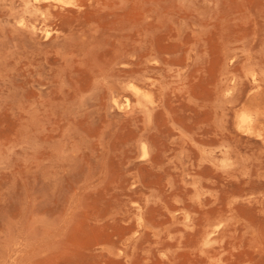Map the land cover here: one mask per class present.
I'll use <instances>...</instances> for the list:
<instances>
[{"label": "rangeland", "instance_id": "374dc122", "mask_svg": "<svg viewBox=\"0 0 264 264\" xmlns=\"http://www.w3.org/2000/svg\"><path fill=\"white\" fill-rule=\"evenodd\" d=\"M40 1L0 0V264H264V138L228 110L264 0Z\"/></svg>", "mask_w": 264, "mask_h": 264}, {"label": "bare ground", "instance_id": "6f19581e", "mask_svg": "<svg viewBox=\"0 0 264 264\" xmlns=\"http://www.w3.org/2000/svg\"><path fill=\"white\" fill-rule=\"evenodd\" d=\"M37 1V3H40L42 1L40 0H34V2ZM28 2V1H27ZM53 2L57 3V4H68L70 1H65V0H54ZM73 3V2H72ZM76 4V3H75ZM54 6V5H53ZM33 8H36V6H34ZM40 8V7H38ZM47 8V7H46ZM45 8V9H46ZM55 8V7H54ZM59 8V6H58ZM63 8V7H62ZM62 8H59L62 10ZM76 8V7H75ZM82 8V7H81ZM34 10V9H33ZM36 10V9H35ZM34 10V11H35ZM42 10V9H41ZM55 10V9H54ZM48 11V10H46ZM39 13V10L37 11ZM42 12V11H41ZM43 13V12H42ZM45 13V12H44ZM42 15V14H41ZM49 15V14H48ZM43 16V15H42ZM50 18H51V15H50ZM48 18V19H50ZM22 21V19H20ZM35 22V21H33ZM20 23V21H19ZM23 23V21H22ZM21 23V24H22ZM26 23V22H24ZM30 23V22H29ZM28 23V25H29ZM35 24V23H33ZM29 25L27 27L30 28V26L32 27H35V25ZM19 25V24H18ZM25 25V24H24ZM22 27H23V24H22ZM39 27V30L35 32H39L40 31V25L37 26ZM36 27V28H37ZM22 29V28H21ZM43 29V28H42ZM32 32V30H31ZM44 33V36H48L50 35L49 33L52 31H50L48 28L45 30L42 31ZM41 32V33H42ZM26 33H29L26 31ZM30 34V33H29ZM43 36V37H44ZM195 47V46H193ZM196 50V48H194ZM149 56V55H148ZM147 56V59H149V57ZM154 57V56H153ZM231 58V57H230ZM232 59V58H231ZM145 60V59H144ZM151 60V59H150ZM154 60V59H153ZM152 60V61H153ZM146 62V60H145ZM123 64V63H121ZM110 65V64H109ZM248 65V64H247ZM130 66V65H129ZM257 66V65H255ZM136 67V66H135ZM243 67V65H242ZM245 67V66H244ZM247 67V66H246ZM253 67V66H252ZM259 67H261L259 65ZM257 68V67H256ZM262 68V67H261ZM260 68V69H261ZM243 69V68H242ZM111 70V68H110ZM262 70V69H261ZM143 71V70H142ZM101 72V71H100ZM146 72V71H145ZM144 72V73H145ZM241 72V69L239 68V73ZM150 73V72H149ZM152 73V72H151ZM231 73V72H230ZM263 73V71H262ZM138 74V73H137ZM143 75V73H141ZM238 74V73H237ZM242 73H240L241 75ZM102 75V74H101ZM107 75V74H106ZM128 75V74H127ZM142 75H140V77L142 78ZM232 75V74H231ZM239 75V74H238ZM135 76L138 78L139 75L137 76L135 74ZM163 76V75H162ZM106 77V76H105ZM235 77V76H234ZM240 77V76H238ZM103 78V76H102ZM113 78V77H112ZM132 78V76H131ZM140 78V79H141ZM145 78V77H143ZM107 79V78H105ZM117 79V78H116ZM115 79V81H116ZM122 79V78H121ZM148 79V78H147ZM234 79V78H233ZM114 80V79H113ZM142 80V79H141ZM118 81V80H117ZM129 81V80H128ZM127 81V82H128ZM159 81V79H158ZM162 81V80H161ZM103 82V81H101ZM110 82V81H109ZM124 82V81H123ZM164 82V81H163ZM160 85H162V83ZM233 82V81H232ZM106 83H107V80H106ZM126 84V82H124ZM103 84V83H101ZM150 84V83H149ZM220 85V84H219ZM119 88L122 89V87H120V85H118ZM117 86V87H118ZM122 86V85H121ZM124 86V85H123ZM127 86V88L131 91V95H134L136 96L137 98H140L141 96L144 95L145 96H148V93L146 92V89L142 88V87H139L137 86L135 83H132V82H129L128 85H125ZM125 86L123 88H125ZM146 86V85H145ZM164 86V85H163ZM107 87V86H106ZM126 88V89H127ZM103 89V88H102ZM224 91V98H225V101L226 102H231L230 100L232 99V97H230V93H232L233 91H235V88L234 86L233 87H226L224 89H221ZM222 92V91H221ZM108 94V93H107ZM150 96V95H149ZM220 97V96H219ZM127 98H125V102H127ZM136 98V99H137ZM223 99V98H222ZM113 102L114 103H117V99L115 97L112 98ZM110 100V101H112ZM220 101V100H219ZM112 102V104H113ZM143 102V100H142ZM221 102V101H220ZM223 102V101H222ZM125 104V103H123ZM123 104H121L120 106H123ZM145 104V103H144ZM223 104V103H222ZM113 106H117L113 104ZM119 106V107H120ZM145 107V106H144ZM236 105H233L231 106L230 108H228V110L235 112V115H234V119L235 120V123L237 125V130L239 131V133H244L245 135H248V136H257V137H260V138H264V131L262 132V126H263V123H264V75H262L261 73H259V70L257 71V69L255 70L254 69H249L241 75V77L237 80V109H235ZM122 108V107H121ZM148 109H146L147 111ZM154 110V109H153ZM237 110V111H236ZM145 111V112H146ZM141 112V111H140ZM148 112V111H147ZM150 113V112H149ZM152 113V112H151ZM233 116V115H232ZM264 140V139H263ZM145 141V140H144ZM261 141V140H260ZM141 143V142H140ZM261 144H263L261 142ZM148 146V145H147ZM149 147V146H148ZM147 147V149H148ZM141 149L143 151V153L145 154L146 153V146L143 144L141 146ZM220 149V148H219ZM218 149V150H219ZM222 149H223V146H222ZM229 149V148H228ZM225 152V150H224ZM239 152V151H238ZM149 153V152H148ZM221 153V152H220ZM222 155V154H221ZM227 154L224 153V156H226ZM240 157V155H239ZM216 159V158H215ZM214 159V160H215ZM225 159V158H224ZM227 162V160H226ZM238 166V165H237ZM219 223V222H218ZM217 224L214 225V228L217 229ZM205 234V233H204ZM209 234V233H208Z\"/></svg>", "mask_w": 264, "mask_h": 264}]
</instances>
